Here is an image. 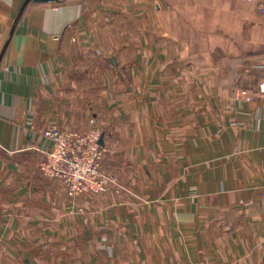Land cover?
<instances>
[{
	"label": "crops",
	"instance_id": "obj_1",
	"mask_svg": "<svg viewBox=\"0 0 264 264\" xmlns=\"http://www.w3.org/2000/svg\"><path fill=\"white\" fill-rule=\"evenodd\" d=\"M260 2L264 4V0H134L132 4L133 59L140 66L148 61L150 76L166 77L161 82L156 78L152 91L176 90L170 80L180 72L184 82L177 90L188 94L178 123L170 121L166 109L160 116L150 112L139 138L145 140L148 134L153 140L149 155L164 163L166 179L174 189L172 158L180 150L184 156L177 199L183 205L181 219L195 225L199 236L204 217L218 215L232 221L236 231L230 251L237 259L246 258L247 264H264V93L258 91L264 79V10ZM22 3L0 0V264H33L31 252L40 249V241L35 240L56 235L45 222L62 219L63 200L72 204L60 181L38 170L50 146L42 130L51 123L72 127L82 117L74 101L90 91L92 73L86 67H73L72 60L83 57L66 47L75 38L79 43L100 0L29 3L19 13ZM143 28L150 43V51L144 53ZM173 45L183 50L179 56L173 55ZM240 90L250 100L235 97ZM205 92L210 93L207 98L191 100L190 93ZM176 140L182 142L177 149ZM153 164L158 167L157 162L149 165ZM240 200L243 213L237 214ZM33 245L38 248L31 249Z\"/></svg>",
	"mask_w": 264,
	"mask_h": 264
},
{
	"label": "rangeland",
	"instance_id": "obj_2",
	"mask_svg": "<svg viewBox=\"0 0 264 264\" xmlns=\"http://www.w3.org/2000/svg\"><path fill=\"white\" fill-rule=\"evenodd\" d=\"M133 2L100 0L97 11L89 15V23L82 29L79 43L75 38L66 47L71 54L83 57L72 60L73 67L92 70L88 78L92 86L74 101L82 115L77 124L47 126L56 125L82 136L99 135V147L95 151L80 145L69 156L70 164L74 159L73 165L67 164L73 188L41 169L51 143L43 154L38 163L40 174L59 180L72 204L63 200L62 219L45 222V227L56 235L35 240L40 241V249L31 252L30 259L33 264L38 258L39 264H247L246 258L237 259V254L230 251L236 231L232 221L218 215L216 219L204 217L199 226L203 235L199 236L195 225H187L181 219L183 205L177 199L184 156L177 148L182 142L176 140L177 150L172 158L174 189L166 179L164 163L158 156L149 155L153 140L148 134L145 140L139 138L146 131L144 119L150 112L160 116V111L166 109L170 121L178 123L183 113L182 101L187 100L188 94L177 90L184 82L180 72L172 80L168 77L176 90L152 91L156 78L161 82L166 77L150 76L148 61L141 66L134 61ZM142 31L145 42L141 50L149 52L148 35L145 36L144 28ZM181 51V47L173 45L174 56ZM209 94L190 93V97L207 98ZM245 94L236 93L235 97L245 99ZM140 116L143 120L135 123ZM159 158L166 162L164 157ZM155 162L158 167L149 165ZM172 191L175 193L168 198ZM234 213H243L242 200ZM38 247L33 245L31 249Z\"/></svg>",
	"mask_w": 264,
	"mask_h": 264
},
{
	"label": "built area",
	"instance_id": "obj_3",
	"mask_svg": "<svg viewBox=\"0 0 264 264\" xmlns=\"http://www.w3.org/2000/svg\"><path fill=\"white\" fill-rule=\"evenodd\" d=\"M259 6L264 10L263 3L260 2ZM258 91L264 93V79L258 83ZM238 93L243 95L246 92L240 90ZM245 100H250L248 94H245ZM42 134L50 141L51 147L46 151L41 169L47 175L61 179L67 187H70L73 181L67 164L73 165L74 159H72V163L70 164L71 158L69 156L76 153L80 149V145H87L96 151L99 147L100 136L89 137L90 134L82 136L75 132L63 130L56 125L45 127L42 130ZM71 188H73V185Z\"/></svg>",
	"mask_w": 264,
	"mask_h": 264
},
{
	"label": "water",
	"instance_id": "obj_4",
	"mask_svg": "<svg viewBox=\"0 0 264 264\" xmlns=\"http://www.w3.org/2000/svg\"><path fill=\"white\" fill-rule=\"evenodd\" d=\"M55 1H61V0H23V3H22V5H21V8H20V11H19V13H21L23 10H24V8L29 4V3H50V2H55ZM16 21H17V18L15 19V21H14V24H13V26H12V28H11V33L13 32V30H14V27H15V23H16ZM8 42V41H7ZM7 42L5 43V46H6V44H7ZM3 52V51H2ZM2 52H1V54H0V58H1V56H2Z\"/></svg>",
	"mask_w": 264,
	"mask_h": 264
}]
</instances>
